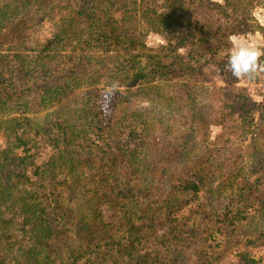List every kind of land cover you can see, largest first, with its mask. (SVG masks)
<instances>
[{
  "label": "trees",
  "instance_id": "16d2710c",
  "mask_svg": "<svg viewBox=\"0 0 264 264\" xmlns=\"http://www.w3.org/2000/svg\"><path fill=\"white\" fill-rule=\"evenodd\" d=\"M259 3L0 0V264H208L222 234L256 264L264 103L230 91L222 54L252 33L264 52Z\"/></svg>",
  "mask_w": 264,
  "mask_h": 264
},
{
  "label": "rangeland",
  "instance_id": "374dc122",
  "mask_svg": "<svg viewBox=\"0 0 264 264\" xmlns=\"http://www.w3.org/2000/svg\"><path fill=\"white\" fill-rule=\"evenodd\" d=\"M219 3H223L224 0H211ZM252 13L254 17L257 19V21L264 26V4L259 3L256 4L255 7L252 10ZM47 21V20H44ZM50 24L47 22H44L43 27L40 32L38 33V43H43L45 39L50 34ZM230 37H239L240 42L247 43L248 45L255 46L261 50L263 41L261 36L258 33H252L248 34L246 36L242 35H231ZM147 44L150 45H157L162 43V39L159 35L155 33L149 32L148 35L145 38ZM231 40V39H230ZM232 47L229 48V50L222 54V56L228 54L230 56L231 51L233 49L234 41L231 40ZM37 43V46H38ZM8 44L13 45V42H5L3 43V46H6ZM34 43V47H37ZM39 49V46L37 47ZM32 53V52H31ZM33 54V53H32ZM31 54V55H32ZM212 68V65L209 67V69ZM256 79L253 80H247L245 78L237 79V81L230 87V91L233 92V94H239V95H245L248 99L253 100L255 102H263L264 103V73H259L256 75ZM214 83H216L218 86H222L223 82L220 79V76L213 75ZM121 88H112L111 86H106V91L112 92V97L115 99L121 94ZM258 119V113H254V120ZM222 125L219 126H212L213 135H217L219 133V130L221 129L222 133H220V137H225L227 135V132L222 128ZM235 137L233 141H229L228 144H230V147L228 146V151H234L237 153H242L244 151L243 148H245L249 140L246 137L245 141H242V138L244 137L241 134L237 135H230ZM2 141V140H1ZM41 147L39 149V160L45 159L47 156L51 155L52 151L50 148V144L46 143L45 141L43 143H40ZM18 152V151H17ZM19 153V152H18ZM243 160V157L238 158V160L235 162L236 164H240ZM245 175V174H243ZM255 176L252 175L251 178ZM236 182L240 183L242 181V177H239L238 175H235ZM260 197H264V190L260 191ZM205 192L199 191L197 194V198L192 203L189 202L187 205L183 206L174 216L176 219H181L182 216H185L188 213V209L194 207L198 201H202L204 199ZM264 199V198H263ZM215 243H217V247H215V252L213 258L209 261L208 264H236L237 262V253L241 251L244 248V244L242 241L236 242L228 237L226 234L217 235L215 236ZM249 249V252L251 256L256 260V264H264V243L263 244H255L253 246L247 247Z\"/></svg>",
  "mask_w": 264,
  "mask_h": 264
},
{
  "label": "clouds",
  "instance_id": "9594fccd",
  "mask_svg": "<svg viewBox=\"0 0 264 264\" xmlns=\"http://www.w3.org/2000/svg\"><path fill=\"white\" fill-rule=\"evenodd\" d=\"M230 39L234 41V45L226 67L231 74L238 79L253 80L259 73H264V61L260 60L264 52L255 46L240 42L239 37ZM115 87L116 84H113L112 88Z\"/></svg>",
  "mask_w": 264,
  "mask_h": 264
}]
</instances>
